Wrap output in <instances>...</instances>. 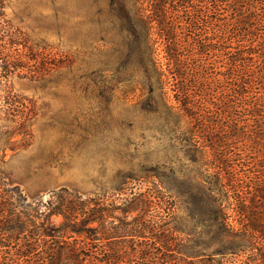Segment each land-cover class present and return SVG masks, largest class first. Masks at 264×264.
I'll list each match as a JSON object with an SVG mask.
<instances>
[{"label":"trees","instance_id":"16d2710c","mask_svg":"<svg viewBox=\"0 0 264 264\" xmlns=\"http://www.w3.org/2000/svg\"><path fill=\"white\" fill-rule=\"evenodd\" d=\"M119 22L190 188L154 171L44 202L0 176V264H264V0H120ZM2 44L10 81L27 55ZM179 199L199 231L176 221Z\"/></svg>","mask_w":264,"mask_h":264},{"label":"rangeland","instance_id":"374dc122","mask_svg":"<svg viewBox=\"0 0 264 264\" xmlns=\"http://www.w3.org/2000/svg\"><path fill=\"white\" fill-rule=\"evenodd\" d=\"M119 9L120 0H0V48L18 40L27 55L10 81L0 60V176L29 201L63 188L94 196L125 178L148 185L154 171L184 193L195 175L155 113ZM174 172L188 175L184 185ZM180 201L176 221L199 231Z\"/></svg>","mask_w":264,"mask_h":264}]
</instances>
